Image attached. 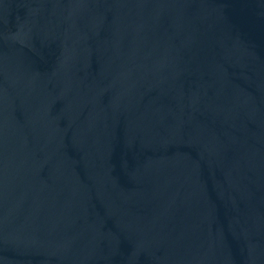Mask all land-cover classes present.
Masks as SVG:
<instances>
[{
    "label": "water",
    "instance_id": "95a60500",
    "mask_svg": "<svg viewBox=\"0 0 264 264\" xmlns=\"http://www.w3.org/2000/svg\"><path fill=\"white\" fill-rule=\"evenodd\" d=\"M0 264H264V0H0Z\"/></svg>",
    "mask_w": 264,
    "mask_h": 264
}]
</instances>
